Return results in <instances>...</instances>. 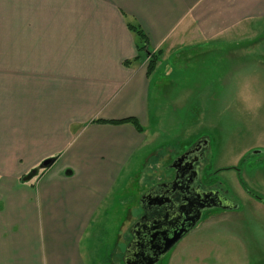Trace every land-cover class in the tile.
I'll return each mask as SVG.
<instances>
[{"label":"crops","instance_id":"crops-1","mask_svg":"<svg viewBox=\"0 0 264 264\" xmlns=\"http://www.w3.org/2000/svg\"><path fill=\"white\" fill-rule=\"evenodd\" d=\"M127 22L159 55L150 75ZM263 23L264 0H0V264H123L115 193L152 89ZM128 118L143 132L109 123Z\"/></svg>","mask_w":264,"mask_h":264},{"label":"rangeland","instance_id":"rangeland-1","mask_svg":"<svg viewBox=\"0 0 264 264\" xmlns=\"http://www.w3.org/2000/svg\"><path fill=\"white\" fill-rule=\"evenodd\" d=\"M263 29H253L250 39L258 40L248 45V38L246 50L219 62L210 53L178 71L172 67V76H160L150 96L145 144L116 187L123 203L118 239L124 254L144 193L169 181L175 158L203 139L202 172L237 208L206 213L157 264H264V202L244 188L264 200ZM229 69L234 77H217Z\"/></svg>","mask_w":264,"mask_h":264},{"label":"flooded vegetation","instance_id":"flooded-vegetation-1","mask_svg":"<svg viewBox=\"0 0 264 264\" xmlns=\"http://www.w3.org/2000/svg\"><path fill=\"white\" fill-rule=\"evenodd\" d=\"M206 146V142L203 139L198 140L186 153L180 155H186V157L179 163L177 162V173L173 169V176L169 181L150 187L144 193L141 198L138 216L129 230L130 239L127 242L125 252L130 253L136 249L137 240H139L138 237L141 233H144L146 236H151L152 232H155V230H151V227L157 225L156 223L160 219H164L163 221L166 222L164 227L166 231L165 237H172L179 229L187 230L188 224H190L189 220L192 218L193 214V212L189 211L194 210L196 206H192L189 210L186 208L188 211L183 213V215L178 211L185 207V201L189 203L190 200L196 199L200 191L219 192L222 197L228 200L224 191L219 186L215 185L210 176L206 178V175L202 172L205 163ZM194 175L196 178L193 181ZM191 181H193L192 185ZM244 188L249 197L264 202L257 194H254L246 187ZM207 212L209 211L202 213L200 221ZM200 221L193 228L190 230L188 229L187 233L184 234L175 245L195 229ZM136 223H139L138 228L132 229ZM162 239L163 236L160 235L155 237V241L157 242Z\"/></svg>","mask_w":264,"mask_h":264},{"label":"water","instance_id":"water-1","mask_svg":"<svg viewBox=\"0 0 264 264\" xmlns=\"http://www.w3.org/2000/svg\"><path fill=\"white\" fill-rule=\"evenodd\" d=\"M185 157L186 155H182L172 162L170 167L174 169L176 173L178 163ZM52 163V160H45L41 164V167L48 168ZM195 178L196 176L194 175L193 181ZM193 181H191V185L193 184ZM184 206V208H181L178 211L181 215L191 209L192 206H196L194 210L189 211L193 212V214L192 218L189 220L190 224H188L187 230L179 229L172 237H165L166 231L164 230V227L166 222L163 221L164 219H160L157 221V225L151 227L152 231L155 230V232H152L151 236H146L144 233H141L138 237L139 240H137L136 249L130 253L125 252L123 257L124 264H157L181 239V237L187 233L188 229L190 230L200 221L203 212L210 210L231 211L236 209L235 205L222 197L219 192L215 191H200V194L196 199L190 200L189 203L185 201ZM186 208L188 210H186ZM138 224L139 223H136L132 229L138 228ZM158 235L163 236V239L159 242L155 241V237Z\"/></svg>","mask_w":264,"mask_h":264},{"label":"trees","instance_id":"trees-1","mask_svg":"<svg viewBox=\"0 0 264 264\" xmlns=\"http://www.w3.org/2000/svg\"><path fill=\"white\" fill-rule=\"evenodd\" d=\"M128 29L134 34L136 38V56L133 58L132 61L140 62V61H146L147 67H146V73L147 75H150L152 72H154L155 67L158 63L159 55L157 53H152L149 49L148 40L145 34L142 32V30L138 27V25L127 22ZM131 63V61L124 62V65H127ZM99 122V121H96ZM112 124H129L137 132H143L142 127L139 125L138 121L134 118H128L125 120L117 121V122H109Z\"/></svg>","mask_w":264,"mask_h":264}]
</instances>
